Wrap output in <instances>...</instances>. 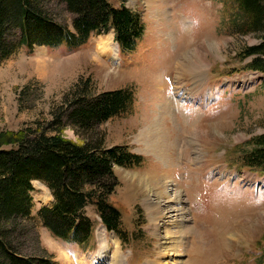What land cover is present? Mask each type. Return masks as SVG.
<instances>
[{"label": "rangeland", "instance_id": "obj_1", "mask_svg": "<svg viewBox=\"0 0 264 264\" xmlns=\"http://www.w3.org/2000/svg\"><path fill=\"white\" fill-rule=\"evenodd\" d=\"M125 6L144 27L132 53H122L110 31L71 51L19 46L0 63V132L47 120L62 95L89 78L96 94L132 91L131 113L108 120L97 133L105 146L127 145L142 157L135 167L114 168L118 186L109 202L121 213L124 241L106 231L92 206L85 209L93 223L86 245L53 236L38 221V210L52 197L37 181L31 183L24 254L53 264H112V256L123 264H264V171L241 162L249 141L264 133V74L245 70L250 59L240 58L259 39L230 32L232 0H127ZM44 7L72 30L61 0H44ZM109 36L114 62L97 56L98 43ZM7 39L16 43L19 32ZM28 84L36 88L23 101L31 108L19 110L17 93ZM163 135L171 139L168 147ZM62 136L80 141L70 128ZM160 150L170 162L161 160ZM147 200L172 209L156 228Z\"/></svg>", "mask_w": 264, "mask_h": 264}, {"label": "trees", "instance_id": "obj_2", "mask_svg": "<svg viewBox=\"0 0 264 264\" xmlns=\"http://www.w3.org/2000/svg\"><path fill=\"white\" fill-rule=\"evenodd\" d=\"M72 16V30L54 21L46 12L44 0H0V63L11 57L19 46L66 47L69 51L83 46L92 35L113 32L114 41L124 54L135 51L143 37L140 16L118 0H61ZM235 12L228 20L230 32L253 34L259 43L240 53L250 59L245 70L264 74V0H232ZM12 31L19 41L8 40ZM41 86V85H40ZM39 86V87H40ZM28 84L17 93L19 110L23 101L35 92ZM38 90V91H37ZM37 98H41L42 86ZM133 93L117 89L94 93L89 78H79L49 111L47 120H36L17 131L0 132V264H53L50 258L24 254L32 207V182L43 184L52 197L50 206L37 212L38 221L53 236L79 246L92 236L93 223L85 209L92 206L101 224L120 240H125L121 213L109 202L118 180L115 167L129 169L142 162L127 145L105 146L98 126L128 115ZM70 128L80 138L76 142L62 136ZM242 154V166L264 171V133L249 141Z\"/></svg>", "mask_w": 264, "mask_h": 264}, {"label": "bare ground", "instance_id": "obj_3", "mask_svg": "<svg viewBox=\"0 0 264 264\" xmlns=\"http://www.w3.org/2000/svg\"><path fill=\"white\" fill-rule=\"evenodd\" d=\"M97 50H98V52H97V56L98 57H103L105 60H107V61H116V53H117V50H115L114 49V47H113V42H112V36H109V37H107L106 39H102L99 43H98V45H97ZM197 70H198V68H197ZM199 77V76H198ZM194 94L196 95L197 93H196V91H194ZM171 104V105H170ZM168 106H167V108H169L170 110H171V107H173L174 106V102H173V104L172 103H170ZM175 107V106H174ZM180 106L178 105V107L177 108H179ZM166 108V109H167ZM165 109V110H166ZM160 135H161V133H159ZM162 140V139H161ZM160 140V141H161ZM159 141V140H158ZM163 143L168 147V145H169V142L171 143V139H169V138H167V137H165V135H163ZM162 142H160V144H161ZM157 144V143H156ZM159 144V145H160ZM176 145H178V143H175ZM189 144V143H188ZM153 146H154V144H153ZM161 146V145H160ZM159 146L158 145H156V148H158ZM162 147V146H161ZM160 149H162V148H160ZM165 151V150H164ZM160 157H161V160H163V162L164 161H171L170 160V158L168 157V155L165 153V152H163V151H161L160 150ZM158 153V152H157ZM169 172V171H168ZM32 183H34V181L32 182ZM175 199H176V201H175ZM174 203L175 204H180L179 202H180V199H179V197H176V198H174ZM146 204H147V206L149 207V211H150V213H151V219H152V226L154 227V228H156V224L154 225V223L156 222V220H158V219H161V222L162 221H164L166 218H167V215L169 214V213H172V212H170L172 209H170V208H167V209H165V210H161V207H160V205L158 204V205H156V203H153V202H151V201H149V200H147L146 201ZM160 229V228H159ZM188 230V229H187ZM182 233V232H181ZM187 234V233H186ZM103 249H104V251H102L101 252V254L99 255L100 256V258L101 259H105L106 258V254H105V250H106V247H105V245L103 246ZM173 255V254H172ZM109 259H112V264H123V260H122V258H120L119 256H112L111 258H109ZM78 264H86V262H78Z\"/></svg>", "mask_w": 264, "mask_h": 264}]
</instances>
